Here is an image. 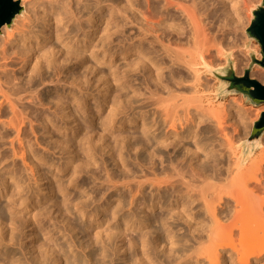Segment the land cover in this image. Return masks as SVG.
<instances>
[{"label":"bare ground","instance_id":"obj_1","mask_svg":"<svg viewBox=\"0 0 264 264\" xmlns=\"http://www.w3.org/2000/svg\"><path fill=\"white\" fill-rule=\"evenodd\" d=\"M20 1L26 15L0 32V264H264V137L255 155L230 143L224 167L229 115L199 95L206 31L243 29L240 1ZM222 41L218 54L245 38ZM114 56L132 57L120 76L101 69ZM127 126L139 136L114 134Z\"/></svg>","mask_w":264,"mask_h":264},{"label":"rangeland","instance_id":"obj_2","mask_svg":"<svg viewBox=\"0 0 264 264\" xmlns=\"http://www.w3.org/2000/svg\"><path fill=\"white\" fill-rule=\"evenodd\" d=\"M33 1L34 0H25L24 1L26 9H28V5L30 3H32ZM239 1H240V3L238 5H240L239 6L240 7L239 11H240V14H241L240 18H242V20L245 22L244 23L245 26H243V29L242 28L241 29H239V28L238 29L237 28H231V29L228 28V30H226V32H223L224 34L222 32L217 31L216 29H213V31H212V29H209L211 31L207 30L206 32L208 33L209 37L214 38L215 41L214 42L211 41L212 42L211 45L209 44L211 46V47H208L209 48V52H210L209 56H208V54L204 53L206 62L209 63L212 67L223 66L225 64V59H224L225 56L227 54H230L232 56V59L234 60V70H235L236 76H241L242 73H243V70L246 68L247 64L249 63V58H248V56H247V54H246V52L244 50L245 43H249L250 49L255 50L256 54H257V58L260 59V55H259L260 48L254 41H249L248 40L247 36L245 35V29L249 25V21H250V17H251L250 10L255 5L259 4V2L261 0H251V1H248V0L247 1L246 0L245 1H241V0H239ZM20 3H21V1H20ZM217 8H219V6H217ZM23 14L26 15L25 8H24ZM23 14L21 16H23ZM15 18L16 19L14 20V23L18 22L20 20V15H17ZM161 18L162 17H160V16L159 17H148V21L154 23V22H157L158 20H160ZM208 21L211 22V24H215V23L218 24V22H219V21L217 22L216 18H214V17L212 18V13H209L208 18H207V20L205 22H208ZM14 23L11 26V28H13ZM3 27L1 29H3ZM6 28H8V27H6ZM11 28H8V29L11 30ZM149 28L152 29V34L151 35L160 36V39L161 38H163V39L165 38L161 42L165 46L170 48L171 50L178 46L177 42H176L177 40H175L176 39L175 35L171 31H169L168 29L162 30V29H159L157 27H154L153 25H151ZM0 32H1V30H0ZM136 33H137L136 29H132V30L128 29V30H126L125 34L133 36ZM167 35H169V38H170L169 40H168V36ZM222 35H223L224 38L223 37L221 38ZM225 35H226V37L230 36V37L236 38V39L240 38V37L245 38V43L243 44V46H240L239 48L226 49V50L222 51L221 54L220 53L218 54V50L217 49L219 47H217V46H220V45H218V44H220V42H221V44L224 43V41H222V40H225ZM49 42L54 43V45L57 46V48H58V42H56L55 40H50ZM116 49L117 48H115L114 50H116ZM183 50H185L186 54H188L187 51H191L190 47L188 45L186 46V43L183 46ZM131 58L132 57L128 56L123 61V57H119V56L115 57L114 56V58L112 59L113 60V64L112 65H110V64L102 65L101 69L105 73H108V75L112 74V72L114 70V72H116V74H119V76H120L121 71H123L124 68H125L123 64H125L127 61L130 62L129 60ZM20 62L21 61L19 59H14L13 63L11 65H9L7 68L8 69H12L14 71H17L19 69V67L21 66ZM0 63H1V61H0ZM122 67H124V68H122ZM161 67H163V69L161 70L162 77H168L169 69L166 68L165 65H162ZM112 68H114V69H112ZM111 69H112V71H111ZM119 71H120V73H119ZM263 73H264V70L261 67L255 66L252 69V72L250 73V77L252 79L256 80L257 82L261 83V81H260L261 78H259L258 75H261V76L263 75V77H264ZM144 74L145 73L142 71L140 73H135L133 75L131 74L132 76H130V77H132L131 80H135L136 79L137 81H135V85H138L137 83H139L141 81V78L143 76L145 77ZM187 74L188 73L186 72L185 75H187ZM199 77H200V81L199 82H200V85H201L200 88H199L200 89L199 95L202 97L201 99L203 100V104L205 106H212V107L218 108L220 111H224V112H226V114L229 115L228 117H224L222 119V126L225 129L224 130V135H226L225 132H227V135H228L227 137H229V140L225 141V148H224V146L218 145V147H216V149L219 148L217 150H218V153H219L218 158L220 159L221 164L224 165L225 162H227V160H228L229 163H231L233 161V159H234V156L230 155V151L228 150V147H229L230 143H231L230 146H232V148H235L237 145H239V143H241L242 141H244L245 139H247L249 137V134H250V131H251L252 122L256 121L258 119L260 113L264 111V104H261V105H258V106L251 105V104L245 102L241 95H229V96L223 97V98H215L214 97V93L216 91L217 81L212 76H210L208 73L204 72L203 70L200 71V76ZM54 84H56L55 81H54V83H50V84L47 83L44 86H40L39 90L41 89L42 92H47L48 91L49 93H52L53 91H55V89H57V88L53 87ZM101 114H102V111L100 110L98 115H101ZM240 118H242L243 121L242 120L239 121ZM208 122L209 121L206 120L205 122H202L200 126H205L206 125V127H207L208 125L209 126L212 125L210 122L209 123ZM240 124H242V125H240ZM243 124H246L247 126L243 125ZM241 126H243V128L245 127L244 129L246 131H244L243 128L240 129ZM242 129H243V131H242ZM247 130H249V131H247ZM243 133H245V134L247 133V135H245ZM114 134L119 135V136L120 135L126 136V135H129V134H132V135L133 134L134 135L138 134L137 136H139V131L136 130V129L135 130L131 129V127L127 126V127H119L118 129H115L114 130ZM116 135H113V136H116ZM227 137H225L224 139L226 140ZM230 137L235 143L232 142V140H230ZM236 137H238V140H237ZM262 137H264V135ZM222 139L223 138L220 139V136H218L216 138V141H218V142L220 141L221 143L220 142L219 143L224 145V141L222 143ZM236 140H237V142H236ZM233 143H234V145H233ZM219 146H221V148ZM220 149L221 150L223 149L222 152H226L227 151L228 154L227 153H221ZM224 149H226V150H224ZM173 150L176 151V149H172V147L170 146V147L167 148L166 151L169 152L171 155H174ZM259 150L260 149H257L255 152H253V154L254 155L257 154V152H259ZM165 154H166V152H165ZM105 158H106V160L108 159L107 160L108 168L110 170L111 169L115 170L114 167L111 164V161L109 160V157L107 155H105ZM231 158H232V160H231ZM227 164L228 163H226L225 165H227ZM225 165H224V167H225ZM84 179H85V181H87L85 183V185H86L85 189H87L88 191L92 192L95 189V187H96V181H94L88 175L85 176ZM94 184H95V186H94ZM71 192H72L73 195H74V193H75V195L76 194L79 195V192L81 193V191L79 189H77V188L71 189ZM44 203L47 204L48 206L52 205L50 202L48 203L47 201H45ZM52 210L55 211V209H52ZM158 212H159V210L156 211V213H158ZM58 215H59L58 213L54 212V216L55 217H57ZM73 222H76V225H75L77 227L76 228L77 229L76 233H78L77 239L78 238H80V240L82 238L84 239V237H81V236L84 235V232H83L84 230L82 228V224H80L81 222L79 221L80 225L77 226L78 225V218L76 216L74 217V221ZM48 224L45 225V226H48ZM79 230H80V232L81 231L82 232L80 233ZM136 234L137 233H133L132 234L133 237H134V235L136 236ZM130 236L131 235H129V233H127V238L126 239H128ZM23 240H24V236H23ZM25 242L28 243L29 240L26 239ZM118 263H120V261H118Z\"/></svg>","mask_w":264,"mask_h":264},{"label":"water","instance_id":"obj_3","mask_svg":"<svg viewBox=\"0 0 264 264\" xmlns=\"http://www.w3.org/2000/svg\"><path fill=\"white\" fill-rule=\"evenodd\" d=\"M24 8L19 0H0V30L3 26L11 28L17 15H22ZM249 25L245 29V35L249 41H254L260 48V59L255 50L250 49L249 43H245L244 50L249 58V63L241 76H236L234 60L230 54L225 56V64L220 67H205L203 71L217 81L215 98H223L229 95H241L245 102L258 106L264 104V85L250 77L255 66L264 70V0L255 5L251 10ZM264 135V111L258 119L252 122L249 137L239 143L238 147L244 152L250 150L251 154L258 149L261 138Z\"/></svg>","mask_w":264,"mask_h":264}]
</instances>
